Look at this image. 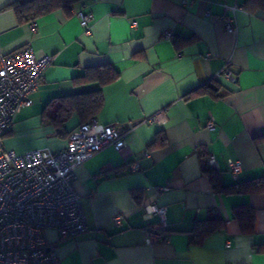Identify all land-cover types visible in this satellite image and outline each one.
<instances>
[{"label":"crops","instance_id":"crops-1","mask_svg":"<svg viewBox=\"0 0 264 264\" xmlns=\"http://www.w3.org/2000/svg\"><path fill=\"white\" fill-rule=\"evenodd\" d=\"M15 1L25 0H0V55L29 46L53 61L32 104L14 116L4 146L62 148L81 122L73 114L59 134L49 121L55 98L97 89L104 102L94 117L125 139L121 149L107 145L75 168L87 229L69 238L44 231L61 264H264V192L215 191L198 153L213 157L210 167L223 186L264 176V11L249 12L245 0H79L68 13L37 18L32 28L17 21L9 8ZM78 10L91 15L88 33ZM230 15L234 32L223 27ZM103 64L119 72L117 80L102 87L75 81ZM211 77L221 96H186ZM210 118L213 129L206 127ZM158 132L165 143L150 148ZM229 159L241 162L237 179ZM152 203L165 208L166 240L147 244L144 229L157 226L146 213ZM240 205L254 210L252 233L241 232L233 216ZM212 209L224 225L193 242V223Z\"/></svg>","mask_w":264,"mask_h":264},{"label":"built area","instance_id":"built-area-1","mask_svg":"<svg viewBox=\"0 0 264 264\" xmlns=\"http://www.w3.org/2000/svg\"><path fill=\"white\" fill-rule=\"evenodd\" d=\"M191 1L181 0V4ZM75 15L88 33L90 13L78 10ZM30 26L33 28L34 23ZM223 27L228 32L236 31L234 17L228 16ZM172 35L171 31L163 33L166 38ZM52 61L50 55H37L29 46L0 55V264H61L54 249L47 245L44 231L54 229L60 238H69L87 229L81 199L73 186L75 168L105 146L117 151L125 143L115 126L91 117L69 132L60 149L32 148L20 152L4 146L3 137L14 116L32 104L31 96ZM223 74L234 79L228 70ZM157 118L158 114L146 121ZM206 127L213 129L212 118ZM207 161L209 166H215L213 157ZM227 164L232 177L237 179L240 160L229 159ZM137 167L134 163L131 168ZM146 213L157 217V226L144 229L145 242L166 240L165 208L152 203L146 207ZM120 219V215H115L112 221L117 223Z\"/></svg>","mask_w":264,"mask_h":264},{"label":"trees","instance_id":"trees-1","mask_svg":"<svg viewBox=\"0 0 264 264\" xmlns=\"http://www.w3.org/2000/svg\"><path fill=\"white\" fill-rule=\"evenodd\" d=\"M79 0H25L15 1L9 8L15 14L19 23L33 22L37 18L51 13L57 9L69 12L73 4ZM244 8L249 12L264 11V0H245ZM119 77V72L110 64L87 67L84 74L75 78L76 82H96L101 87L114 82ZM221 84L215 77H211L187 93L188 95L211 94L213 97L221 96ZM58 102L53 116L49 121L53 124L59 134L62 123L68 120L73 114H76L80 122H86L94 117L103 106V95L100 89L84 93L63 95L55 98ZM80 123V124H81ZM69 134V133H68ZM68 136V135H67ZM165 143L163 133L158 132L155 139L149 144V147L161 146ZM201 172L207 176L212 188L217 192L226 193H245V192H264V176L254 178L245 182H236L234 184L223 186L218 178V173L207 163V153L199 148ZM233 216L238 221L241 232L252 233L254 210L249 206H235L232 208ZM224 225V220L211 210L209 217L196 220L190 230L192 232V241L197 242L201 238Z\"/></svg>","mask_w":264,"mask_h":264},{"label":"water","instance_id":"water-1","mask_svg":"<svg viewBox=\"0 0 264 264\" xmlns=\"http://www.w3.org/2000/svg\"><path fill=\"white\" fill-rule=\"evenodd\" d=\"M49 250V248H46V251H48Z\"/></svg>","mask_w":264,"mask_h":264}]
</instances>
